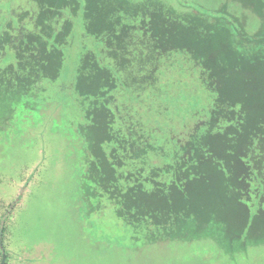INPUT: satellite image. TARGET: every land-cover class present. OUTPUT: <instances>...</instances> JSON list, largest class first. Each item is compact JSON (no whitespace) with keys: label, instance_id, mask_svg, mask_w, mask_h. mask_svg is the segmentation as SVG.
I'll list each match as a JSON object with an SVG mask.
<instances>
[{"label":"trees","instance_id":"1","mask_svg":"<svg viewBox=\"0 0 264 264\" xmlns=\"http://www.w3.org/2000/svg\"><path fill=\"white\" fill-rule=\"evenodd\" d=\"M31 1L34 12L19 8L0 23V131L25 103L12 90L60 78L82 13L86 35L105 41L102 54L81 56L73 86L89 153H104L94 172L88 164L84 195H107L125 222L177 238L225 239L215 219L226 211L239 230L227 240L245 249L254 222L264 226V32L243 34L228 16L246 47L204 20L222 12L181 14L159 0ZM236 1L264 19V0ZM18 201L1 219L0 264Z\"/></svg>","mask_w":264,"mask_h":264},{"label":"rangeland","instance_id":"2","mask_svg":"<svg viewBox=\"0 0 264 264\" xmlns=\"http://www.w3.org/2000/svg\"><path fill=\"white\" fill-rule=\"evenodd\" d=\"M129 1L132 7L145 2ZM159 1L181 14H199L197 8L222 12L221 18L204 20L227 25L234 35L228 16L243 34L256 37L264 32V19L255 14L254 5L236 0ZM35 7L31 0H0V23L13 19L10 15H16L19 8L32 13ZM102 38L86 35L80 13L72 44L64 51L60 78L42 81L34 91L35 82L23 86L24 90L16 87L8 95L25 102L16 108L17 114L6 117L0 131V225L6 210L19 200L6 223L8 264H264L261 222H254L248 246L241 249L227 240L228 233L239 230L232 226L237 225L236 219L230 220L226 211L217 213L215 219L224 222V241L214 236L177 238L164 235L158 227L125 222L107 195H84L82 182L88 164L94 172L93 161H102L104 153L100 157L99 152L89 153L87 137L80 131L86 121L85 107L73 86L79 59L89 51L102 54ZM237 38L247 47L243 37ZM55 105L59 108L51 116L45 110ZM195 236L203 235L198 230Z\"/></svg>","mask_w":264,"mask_h":264}]
</instances>
